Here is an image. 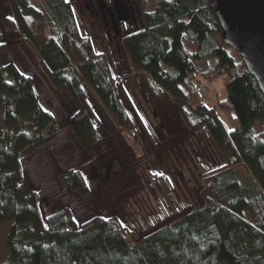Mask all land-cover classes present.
<instances>
[{
  "label": "trees",
  "instance_id": "16d2710c",
  "mask_svg": "<svg viewBox=\"0 0 264 264\" xmlns=\"http://www.w3.org/2000/svg\"><path fill=\"white\" fill-rule=\"evenodd\" d=\"M32 1L7 0L12 12L7 30L34 50L54 89L73 98L78 110L70 129L82 147L100 142V122L83 85L116 127L130 133L136 122L122 94L138 88L142 79L153 98L169 96L188 130L208 134L221 166H199L202 205L143 238L117 218H94L79 226L69 208L43 220L21 160L52 140L58 124L41 107L34 80L13 63L0 62V224L12 222L8 257L0 264H264V95L237 51L224 42L216 0H132L140 16L121 42L140 79L128 82L117 78L109 56L98 51L99 41L88 36L66 0H38L44 12ZM27 17L50 24V39L43 46ZM6 50L0 44V54ZM219 78L228 98L208 107L202 99L204 83ZM61 181L82 197L90 193L78 167ZM152 184L180 214L172 181L154 177ZM129 238L136 239L135 245Z\"/></svg>",
  "mask_w": 264,
  "mask_h": 264
},
{
  "label": "rangeland",
  "instance_id": "374dc122",
  "mask_svg": "<svg viewBox=\"0 0 264 264\" xmlns=\"http://www.w3.org/2000/svg\"><path fill=\"white\" fill-rule=\"evenodd\" d=\"M32 6L44 12L38 0H33ZM136 11L138 17L140 10ZM8 19H12L10 6L7 0H0V44L7 46L0 54V62L13 63L21 73L32 77L41 107L54 116L59 128L52 140L21 160L25 182L38 196L43 220L51 213L69 208L79 226L94 218H117L137 238H143L203 204V175L199 166L208 163L210 170L220 167L219 155L204 130H188L169 96L153 98L133 70L121 40L134 30L118 38L104 30L95 33L90 25L86 28L88 36L99 41L98 51L109 56L117 78L128 82L138 77L140 85L122 94L136 122L134 132L130 133L116 127L90 89L83 85L100 122L97 126L100 142L84 148L70 129L78 110L73 98L66 91L54 89L41 70L34 50L19 34L8 32ZM26 20L37 44L43 46L50 39V24L44 18L27 17ZM204 85L206 94L202 99L208 107H214L218 99L228 98L222 78ZM255 132H261L260 125L255 126ZM76 167L89 188L86 197L61 181L64 173ZM240 174L245 178L242 169ZM154 177H168L172 181L174 196L182 208L180 214L173 213L157 195L152 184ZM11 225L10 221L0 224V263L8 257L7 237ZM128 243L135 245L136 239L129 238Z\"/></svg>",
  "mask_w": 264,
  "mask_h": 264
},
{
  "label": "water",
  "instance_id": "95a60500",
  "mask_svg": "<svg viewBox=\"0 0 264 264\" xmlns=\"http://www.w3.org/2000/svg\"><path fill=\"white\" fill-rule=\"evenodd\" d=\"M114 1L121 21L126 15L135 21V4L126 0ZM215 13L224 42L237 51L264 95V0H216Z\"/></svg>",
  "mask_w": 264,
  "mask_h": 264
},
{
  "label": "flooded vegetation",
  "instance_id": "af4514ba",
  "mask_svg": "<svg viewBox=\"0 0 264 264\" xmlns=\"http://www.w3.org/2000/svg\"><path fill=\"white\" fill-rule=\"evenodd\" d=\"M66 2L75 14L79 15L85 28L90 25L95 33L104 30L109 36L114 33L115 37L119 38L129 30L128 26L134 23L127 17L128 15L121 21L122 17L114 0H66Z\"/></svg>",
  "mask_w": 264,
  "mask_h": 264
},
{
  "label": "built area",
  "instance_id": "2783aa9c",
  "mask_svg": "<svg viewBox=\"0 0 264 264\" xmlns=\"http://www.w3.org/2000/svg\"><path fill=\"white\" fill-rule=\"evenodd\" d=\"M197 92L199 94H203L204 93V89L202 87H199V88H197Z\"/></svg>",
  "mask_w": 264,
  "mask_h": 264
},
{
  "label": "crops",
  "instance_id": "0c3cea01",
  "mask_svg": "<svg viewBox=\"0 0 264 264\" xmlns=\"http://www.w3.org/2000/svg\"><path fill=\"white\" fill-rule=\"evenodd\" d=\"M24 75H26V76H28V77H31V76H29V75H27V74H24ZM32 78V77H31ZM35 83V82H34ZM35 86H36V84H35ZM77 107V106H76ZM78 109V108H77ZM77 112V111H76ZM74 116V115H73Z\"/></svg>",
  "mask_w": 264,
  "mask_h": 264
}]
</instances>
